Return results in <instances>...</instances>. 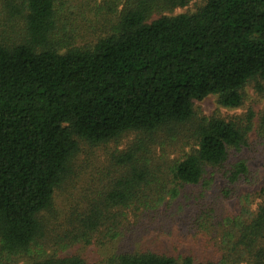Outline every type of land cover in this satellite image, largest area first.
I'll return each mask as SVG.
<instances>
[{
  "label": "trees",
  "instance_id": "16d2710c",
  "mask_svg": "<svg viewBox=\"0 0 264 264\" xmlns=\"http://www.w3.org/2000/svg\"><path fill=\"white\" fill-rule=\"evenodd\" d=\"M188 1L85 0L75 16L71 0H0L10 32L0 36V264L47 247L55 253L27 264H264V185L256 210L219 208L253 180L254 111L225 118L195 107L214 95L239 108L248 87L264 90V0L162 14ZM88 8L96 13L83 15ZM129 134L106 166L77 162L81 141ZM199 185L200 195L188 192ZM64 188L68 207L50 219ZM164 205L167 233L191 217L186 235L201 233L211 250L195 256L178 253L185 239L168 250L128 237L140 231L130 215L144 214L150 229ZM75 244L100 257L60 253Z\"/></svg>",
  "mask_w": 264,
  "mask_h": 264
},
{
  "label": "rangeland",
  "instance_id": "374dc122",
  "mask_svg": "<svg viewBox=\"0 0 264 264\" xmlns=\"http://www.w3.org/2000/svg\"><path fill=\"white\" fill-rule=\"evenodd\" d=\"M85 0H71L69 6L73 8V10L69 13L71 15H81L82 12L79 10H75V6L81 5L84 3ZM107 1L112 2L114 0H89V6L93 7L95 4H103ZM126 0H120V4H122ZM205 0H189L188 3L184 6H176L171 7L169 9H166L162 12V14L167 15H178L181 13L186 12H194L196 9L201 6L204 3ZM123 5V4H122ZM122 5L120 7H122ZM83 15H90L96 13V11L93 8H88ZM159 16V13L155 15V17ZM82 19V18H81ZM77 20V24H79L80 20ZM82 23V20H81ZM102 23V22H101ZM0 25H3L2 22H0ZM9 33H5L2 28L0 27V36L8 37ZM195 107L198 111H201L202 113L206 115H212V114H219L222 117L230 118L233 116L238 115H246L248 111L252 110L254 111V128L250 134V141L252 142V149L247 150L248 155L250 156V161L252 163V169H253V180L251 179L250 182L244 183L241 186H239L237 192L235 195L231 197H221L219 201V208L225 212V210H229L230 212L234 213H240L241 208L243 206H250L253 210H256L258 208V205L262 201V195H261V189L264 185V90H256L253 87H248L246 89V98L245 103L242 107L239 108H225L222 107L218 103V99L216 96L211 95L203 100H197L195 101ZM133 134L125 135L122 139L119 141H116L114 143H111L109 145H103V146H97V147H91L86 141L80 142V149L77 156V162L80 164L82 162V159H92L94 164L97 168H101L103 166H106L110 155L114 148H125L127 145L131 142ZM189 145H187L185 148L189 149ZM177 149L174 147V152H172V156H176ZM222 186L225 185V182L223 180L219 181L217 183ZM88 186L87 178H85L83 182V186ZM65 188L60 190V192L57 193L56 196V204L58 207L55 209V211H48L45 214L47 217L49 216L50 219H54L55 216L59 215L56 214V211L64 212L66 211L65 207H68L64 204H62V201L65 197ZM201 186H192L189 189L190 194H196L200 195ZM212 191V190H211ZM210 191V192H211ZM214 192V190H213ZM212 192V193H213ZM209 200H214L213 195H211ZM55 204V205H56ZM222 206V207H221ZM163 212L160 213L159 218H157L156 223H150V229L146 228V217L143 215H138L136 218L135 215H130V218L128 220V224L132 229H139L140 231L137 232H131L128 236L129 238H132L136 234H140L138 236V246L147 247L150 246L153 249L155 248H164L168 250H172L175 248V242L182 241L183 239L186 240V242H181L179 247L178 253H188L190 255H203L204 249L209 248L207 247L205 243H203V237L200 234L197 236L188 234L186 235V225L191 222V217H188L187 219H177L178 222L171 223L173 225L172 231H169V233L166 232L168 228V224H170L169 219H167V207L166 205L163 206ZM63 214V213H62ZM61 214V215H62ZM134 216V217H132ZM136 218V219H135ZM182 220V221H181ZM138 225V227H135ZM181 235L180 236H178ZM199 236V237H198ZM198 237L197 239H195ZM56 249H53L51 247L47 248H38L37 250L33 251L32 254H27L24 257H16L13 260V264H27L28 262L37 259L41 256H49L54 254ZM77 251V253L82 254L85 257L91 258L92 260H98L100 257L98 253V248L95 245L87 246L83 244H75L73 248L65 249L64 251H60V253H66V254H72L73 252Z\"/></svg>",
  "mask_w": 264,
  "mask_h": 264
}]
</instances>
